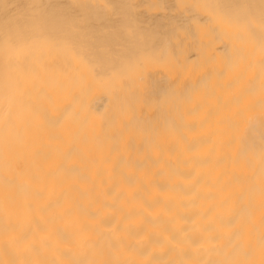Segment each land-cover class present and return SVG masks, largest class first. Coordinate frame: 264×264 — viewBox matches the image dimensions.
<instances>
[{
  "label": "bare ground",
  "instance_id": "6f19581e",
  "mask_svg": "<svg viewBox=\"0 0 264 264\" xmlns=\"http://www.w3.org/2000/svg\"><path fill=\"white\" fill-rule=\"evenodd\" d=\"M0 264H264V0H0Z\"/></svg>",
  "mask_w": 264,
  "mask_h": 264
}]
</instances>
